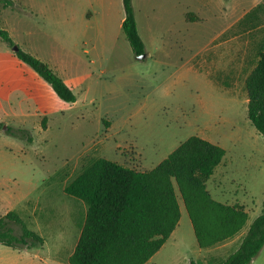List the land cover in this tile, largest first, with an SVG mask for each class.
Returning <instances> with one entry per match:
<instances>
[{
	"label": "rangeland",
	"instance_id": "obj_1",
	"mask_svg": "<svg viewBox=\"0 0 264 264\" xmlns=\"http://www.w3.org/2000/svg\"><path fill=\"white\" fill-rule=\"evenodd\" d=\"M13 2L0 4L13 46L79 80L75 102H64L0 40V217L14 211L43 239L30 249L34 264H67L86 206L63 189L91 161L149 171L193 135L225 150L206 190L243 206L239 235L248 230L264 201V140L247 119L245 89L264 44V0H132L143 59L122 32V0ZM175 195L179 222L145 264H221L239 248V238L199 248L176 187ZM17 250L0 244V264ZM251 264H264V245Z\"/></svg>",
	"mask_w": 264,
	"mask_h": 264
},
{
	"label": "trees",
	"instance_id": "obj_2",
	"mask_svg": "<svg viewBox=\"0 0 264 264\" xmlns=\"http://www.w3.org/2000/svg\"><path fill=\"white\" fill-rule=\"evenodd\" d=\"M4 8L13 0H0ZM122 32L135 56L145 52L138 33L132 0H122ZM186 21H197L191 12ZM0 40L14 43L0 27ZM258 61L245 79L247 119L264 140V44ZM16 58L44 80L64 102H75L73 91L47 64L19 48ZM3 124L0 122V128ZM46 129V118L41 121ZM6 134L32 142L23 128L6 127ZM225 150L216 143L193 135L179 144L149 171H136L104 158L91 161L69 182L64 193L86 206L80 234L67 264H145L170 237L180 219L175 195L177 188L199 248H210L233 238L244 227L243 206L215 201L206 183L221 163ZM16 229L19 233H16ZM0 244L12 249L30 250L43 239L29 230L14 211L0 217ZM264 245V201L239 248L221 264H249ZM189 264H198L190 261Z\"/></svg>",
	"mask_w": 264,
	"mask_h": 264
},
{
	"label": "crops",
	"instance_id": "obj_3",
	"mask_svg": "<svg viewBox=\"0 0 264 264\" xmlns=\"http://www.w3.org/2000/svg\"><path fill=\"white\" fill-rule=\"evenodd\" d=\"M257 7V6H256ZM250 11H252V9L250 10ZM250 11H248V12H246L245 14H247V13H249ZM244 14V15H245ZM123 18H124V15H123ZM123 18H122V20H121V23H122V21H123ZM66 84H67V86L70 88V89H73L74 87H76L77 86V84L79 83V80H76V81H67V80H64V79H62ZM174 232V231H173ZM173 232H172V234H173ZM241 232V231H240ZM239 232V233H240ZM247 232V231H246ZM246 232L244 233V234H241V235H239V233L238 234H236L233 238H230V239H228V240H226V241H224V243H222V246H226V245H228L230 242H232L234 239H236L237 240V238H239V240H240V243H241V240H242V238L244 237V235L246 234ZM171 236V235H170ZM238 236V237H237ZM18 251V250H17ZM19 252V257H18V255L16 256V258H15V260H13L12 262H11V264H20V262H19V260H20V258H21V260H25L26 262H23L22 264H34V262H33V260L35 259V255H32V257H29V255H30V250H26V249H24V250H20V251H18ZM20 254H23V255H20ZM21 256V257H20ZM253 261H254V258L252 259V261L249 263V264H251V263H253Z\"/></svg>",
	"mask_w": 264,
	"mask_h": 264
},
{
	"label": "water",
	"instance_id": "obj_4",
	"mask_svg": "<svg viewBox=\"0 0 264 264\" xmlns=\"http://www.w3.org/2000/svg\"><path fill=\"white\" fill-rule=\"evenodd\" d=\"M12 51H14V52H16V51H18L19 50V48L17 47V46H12ZM145 56H146V54H140V55H138V56H136V58L137 59H143V58H145ZM5 128V126L3 127V129Z\"/></svg>",
	"mask_w": 264,
	"mask_h": 264
}]
</instances>
